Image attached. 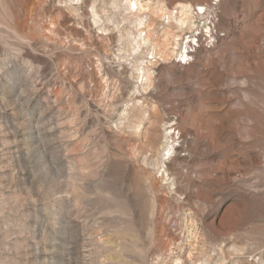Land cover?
Masks as SVG:
<instances>
[{"label":"rangeland","instance_id":"1","mask_svg":"<svg viewBox=\"0 0 264 264\" xmlns=\"http://www.w3.org/2000/svg\"><path fill=\"white\" fill-rule=\"evenodd\" d=\"M136 1L0 0V264H264V0Z\"/></svg>","mask_w":264,"mask_h":264},{"label":"bare ground","instance_id":"2","mask_svg":"<svg viewBox=\"0 0 264 264\" xmlns=\"http://www.w3.org/2000/svg\"><path fill=\"white\" fill-rule=\"evenodd\" d=\"M124 1V0H123ZM122 0H121V2H123ZM119 2H120V0H119ZM125 3H127L126 4V6H125V8L126 9H128V10H130V5H133V8H134V12H138V11H140L141 9H143V5L142 4H140L139 2H137L136 0H125ZM179 5V7L181 8H179L180 9V15H179V18L178 19H175L176 20V22L178 23V24H180V25H182V24H184L185 23V21L186 20H189V18H192V17H190L189 16V13L187 12V11H189L188 10V8H190L186 3H181V4H178ZM177 5V6H178ZM145 8V7H144ZM199 9H201L200 7H198ZM167 12V11H166ZM97 13L95 12V10H92V16H94V15H96ZM193 14V13H192ZM191 13H190V15H192ZM167 17H169V16H167ZM96 18V17H95ZM94 17H93V22L94 23H96V22H98V20L97 19H95ZM137 20H138V24H140L141 22L139 21L140 20V18L139 17H137ZM191 20V19H190ZM189 20V21H190ZM192 21H193V19H192ZM191 22V21H190ZM188 23V22H187ZM189 24V23H188ZM192 24V23H191ZM145 25H147V24H145ZM143 27H144V25H143ZM100 29V28H99ZM167 29V28H166ZM169 29H167V31H168ZM170 32V31H169ZM166 33V32H165ZM168 33V32H167ZM172 33V32H171ZM130 34V33H129ZM128 34V35H129ZM170 34V33H169ZM138 35V34H137ZM144 35V34H143ZM129 36H131V35H129ZM139 36H140V34H139ZM138 36V37H139ZM168 36V35H167ZM167 36H165V37H167ZM178 36V35H177ZM135 37H136V35H135ZM179 37V36H178ZM178 37H175V45H178ZM120 38V37H119ZM137 38V37H136ZM134 39V43H135V45H137V48L140 46V44H141V42L143 41V42H146V38L145 37H139V39ZM167 39V38H166ZM138 40H140V41H138ZM168 41H169V39H168ZM137 43V44H136ZM185 43V42H184ZM164 44H165V42H164ZM166 44H167V42H166ZM132 45V44H131ZM134 45V44H133ZM179 46V45H178ZM178 46H174L173 47V49H177V47ZM135 48V46H132V48ZM166 47H167V45H166ZM133 48V49H134ZM140 48V47H139ZM171 48H172V46H171ZM132 49V50H133ZM137 50V49H136ZM135 50V51H136ZM134 51V50H133ZM176 51V50H175ZM181 51V50H180ZM183 51V50H182ZM178 54V53H177ZM182 54V53H181ZM181 54H179V55H181ZM143 68V67H142ZM143 70V69H142ZM172 131V130H171ZM171 131L169 130L168 132H166V134H170L171 133ZM169 152V149H167V153Z\"/></svg>","mask_w":264,"mask_h":264},{"label":"built area","instance_id":"3","mask_svg":"<svg viewBox=\"0 0 264 264\" xmlns=\"http://www.w3.org/2000/svg\"><path fill=\"white\" fill-rule=\"evenodd\" d=\"M200 11H201V10H200ZM198 12H199V11H198ZM198 12H197V14H198ZM208 29H209V28H208ZM210 30L212 31V29H211V28H210ZM211 31H210V32H211ZM200 36H201V35H200ZM198 39H199V37H198V36H196V37H195V41H198Z\"/></svg>","mask_w":264,"mask_h":264}]
</instances>
